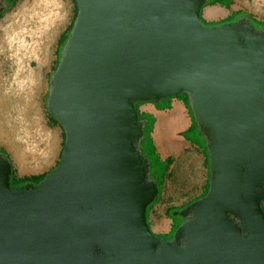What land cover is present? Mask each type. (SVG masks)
I'll list each match as a JSON object with an SVG mask.
<instances>
[{
  "label": "water",
  "instance_id": "1",
  "mask_svg": "<svg viewBox=\"0 0 264 264\" xmlns=\"http://www.w3.org/2000/svg\"><path fill=\"white\" fill-rule=\"evenodd\" d=\"M75 1L47 101L61 162L13 190L0 151V264H264V28L206 25L209 0ZM184 93L210 183L166 239L136 105Z\"/></svg>",
  "mask_w": 264,
  "mask_h": 264
},
{
  "label": "rangeland",
  "instance_id": "2",
  "mask_svg": "<svg viewBox=\"0 0 264 264\" xmlns=\"http://www.w3.org/2000/svg\"><path fill=\"white\" fill-rule=\"evenodd\" d=\"M12 1L13 0H0V5L3 9V11L0 12V36L3 33L1 26L6 25L7 20L10 19V17L13 16L28 0H19L16 4H12ZM64 2L65 16L55 33L54 43L52 44V53L50 55L51 57L46 64L44 63L41 67V75L39 77L40 83L35 97V109L40 115L42 132H51V143H48L46 138H43L42 133L40 132L32 130L30 134L31 136L34 134L33 138L36 143H38V149L41 151L50 150L52 162L43 168L41 164L42 157L40 156L42 152H40V154L34 152L25 156V159L19 164L14 159V154L8 150L7 143L0 141V151L11 161L16 180L38 175H49L61 162L65 133L62 126H59L54 122L52 115L47 109V101L51 88V79L59 65L64 45H62V42L60 43L59 40L63 36L64 39H66L70 35L77 8L73 0H64ZM226 4L229 11L226 7L224 8L220 5L207 6L208 8L205 7L203 10L205 24L213 26L216 24L231 23L245 16L249 18L252 17L260 24L261 28H264V0H226ZM219 7L225 9L226 12L228 11V16L226 18L223 17L225 14L223 15V11ZM213 8H217L218 15L214 16L210 14V11L213 10ZM31 64L32 68L37 67L36 61H32ZM15 70V60L11 56L10 51H6V53L0 58V87L4 85L8 86L12 82ZM179 98H182L187 106L185 111L187 122L184 125V128L190 122V119L191 123L194 125L193 130L188 134H185L184 137L189 138L195 145L202 149L197 147L189 148L184 154L179 157H174L173 162L167 168L166 164L158 161L160 156L157 151L155 139L152 136L156 121L155 119L152 121L150 116H147V118L144 119L146 129L142 141V147L153 164L152 178L162 186L160 200L149 213V222L155 234L161 235V237L166 239H172L177 228L182 225L184 218L180 213L193 202L203 197L202 195L207 189L210 169L207 139L201 133L194 120L190 108L189 95L184 93L181 94ZM166 100L167 99L164 100L165 102L163 104L161 102L156 103V108L162 110L163 108L168 107L169 104ZM149 105H152V103H144L140 106L139 110L141 108L145 110ZM18 165H23L22 168H25L26 172H21ZM39 167H42L43 169L38 170ZM167 215L168 217L165 218Z\"/></svg>",
  "mask_w": 264,
  "mask_h": 264
},
{
  "label": "bare ground",
  "instance_id": "3",
  "mask_svg": "<svg viewBox=\"0 0 264 264\" xmlns=\"http://www.w3.org/2000/svg\"><path fill=\"white\" fill-rule=\"evenodd\" d=\"M210 14L218 15L217 8H213ZM64 16V0H28L7 20L6 25L1 26L0 58L10 51L16 70L12 82L0 87V140L7 137L13 142L11 150L15 158L20 157L21 151L26 149L39 154L42 152L40 155L43 158L48 155L47 151L38 149L34 134H30L32 130L40 132L51 143V132H42L40 115L35 109V97L41 67L51 57L55 33ZM32 61L37 62L36 68H32ZM157 118L153 137L161 151L163 141L176 142V138L171 137V140L165 137L181 131L186 118L178 107L170 112L157 113ZM182 146L179 143L180 150Z\"/></svg>",
  "mask_w": 264,
  "mask_h": 264
},
{
  "label": "crops",
  "instance_id": "4",
  "mask_svg": "<svg viewBox=\"0 0 264 264\" xmlns=\"http://www.w3.org/2000/svg\"><path fill=\"white\" fill-rule=\"evenodd\" d=\"M222 7V6H221ZM208 8V7H207ZM220 8V7H219ZM225 8V7H224ZM222 11H223V17H227L228 16V11L226 12L225 11V9H223V8H220ZM222 18V17H221ZM167 101V103L169 104V106L168 107H166V108H163L162 110H159V109H157L156 108V103H152V105H149L148 107H146L145 108V110L144 109H140V113H144V114H146V115H148V116H150L151 118H153V119H155V127H156V125H157V122H158V118H157V113H159V112H166V111H171V110H173L175 107H178L179 108V110H180V112L181 113H183L184 115H185V111H186V105H185V102L183 101V99L182 98H179V97H176V98H169V99H167L166 100ZM165 101L163 100V101H161V103L163 104ZM187 116L185 115V118H186ZM190 119V118H189ZM187 122V121H186ZM155 127H154V130H153V132H152V136H153V133H154V131H155ZM193 128H194V126H192V123H191V119H190V122L187 124V126L183 129V130H181V131H178L177 133H176V135H173V134H169V135H167L165 138H170L171 139V137H172V139L173 138H176V142H178V143H176L175 141L173 142L172 141V143L170 142V143H167L168 141H170V140H167L166 142L165 141H163V149L160 151L159 149H158V147H157V151H158V153H159V156H160V163H163L166 159H168V158H171V160H172V162H173V160H174V157H179L180 155H182V154H184L189 148H193V147H197V148H200V149H202L201 147H199V146H197V145H195L189 138H185L184 137V135L185 134H188L189 132H191L192 130H193ZM182 131H185V132H182ZM181 137V138H180ZM154 138V137H153ZM171 139V140H172ZM0 141H2L3 143H7V147H8V150L11 152V153H13L14 154V152H12L13 150H11V148H13L12 147V144H13V142L10 140V139H8L7 137H4L3 138V140H0ZM167 143V144H166ZM179 143H182L183 144V146H182V149L180 150V147H179ZM156 144V143H155ZM29 153H34V151H32V150H30V149H26V150H23V151H21V156L19 157H17V158H15V156H13L14 157V159L20 164L25 158V156H27ZM47 153H48V155L45 157V158H43L42 157V155H40L41 157H42V162H41V164H42V166H43V168L44 167H46V166H48L49 165V163H51L52 162V160H51V154H50V150H48L47 151ZM169 154V155H168ZM166 156V157H162V156ZM19 166V165H18ZM22 166L23 165H21V166H19L20 167V171L21 172H26L25 171V168H22ZM42 167H39V169L38 170H40V169H43ZM168 217V215L167 216H165V218H167ZM170 220V219H169ZM158 229H160V228H158Z\"/></svg>",
  "mask_w": 264,
  "mask_h": 264
},
{
  "label": "trees",
  "instance_id": "5",
  "mask_svg": "<svg viewBox=\"0 0 264 264\" xmlns=\"http://www.w3.org/2000/svg\"><path fill=\"white\" fill-rule=\"evenodd\" d=\"M19 0H13L12 1V4H16L17 2H18ZM73 2H75V4H76V6H77V3H76V1L75 0H73ZM214 5H220V6H222V7H226V8H228L227 7V4H226V0H214V1H212V0H209L208 1V3H207V5L205 6V7H207V6H214ZM1 12V11H0ZM77 14H78V7L76 8V13H75V18H74V22H75V19H76V17H77ZM202 14H203V12H202ZM251 18V21L257 26V27H259V28H261L260 27V24L258 23V22H256L252 17H250ZM202 21L205 23V20L203 19V17H202ZM74 22H73V24H72V27H71V30H72V28H73V25H74ZM217 25V24H216ZM70 30V31H71ZM70 36V35H69ZM69 36L66 38V39H64V36L63 37H61L60 38V43L62 42V45L64 44L65 45V43H66V41L68 40V38H69ZM63 45V46H64ZM142 104H144V103H139V104H137L136 105V107H137V109L139 110V108H140V106L142 105ZM147 116L148 115H146V114H144V113H140V110H139V117H140V119L141 120H144V119H146L147 118ZM53 117V116H52ZM53 120H54V122L55 123H57L59 126H61L60 124H59V122L53 117ZM152 121H153V118H152ZM192 126H194L193 124H192ZM145 129H146V126H145ZM153 129V128H152ZM141 147H142V143H141ZM64 148H65V141H64ZM142 149H143V147H142ZM64 150V149H63ZM143 151H144V149H143ZM63 152V151H62ZM146 154V153H145ZM4 155V154H3ZM146 156H147V154H146ZM148 157V156H147ZM149 158V157H148ZM61 159H62V154H61ZM150 159V158H149ZM151 161V160H150ZM158 161L160 162V159H158ZM208 161H209V158H208ZM152 163V162H151ZM171 163H172V160H171V158H168V159H166L164 162H163V164H166L167 165V168L171 165ZM167 168H166V171H167ZM152 169H153V164H152ZM53 171V170H52ZM50 175V174H49ZM49 175H38V176H32V177H25V178H22V179H19V180H16L15 179V173H14V170H13V167H12V189L13 190H19V185H21V184H23V183H25V182H29V181H39V183L41 182V181H43L46 177H48ZM209 183H210V170H209V179H208V183H207V189H206V192L205 193H203V195L202 196H205L206 194H207V192H208V189H209ZM159 188H160V193H159V196L157 197V199H156V201L148 208V212H147V216H148V220H149V213H150V211H151V209L159 202V200H160V197H161V194H162V186H160L159 185ZM149 224H150V222H149ZM150 226H151V224H150Z\"/></svg>",
  "mask_w": 264,
  "mask_h": 264
},
{
  "label": "flooded vegetation",
  "instance_id": "6",
  "mask_svg": "<svg viewBox=\"0 0 264 264\" xmlns=\"http://www.w3.org/2000/svg\"><path fill=\"white\" fill-rule=\"evenodd\" d=\"M0 9H2L1 5H0ZM38 183H39V181H29V182H25V183H23V184H21V185L19 186V190H22L21 188H22L23 186H25V185H28V184L37 185ZM158 236H161V235H158Z\"/></svg>",
  "mask_w": 264,
  "mask_h": 264
}]
</instances>
